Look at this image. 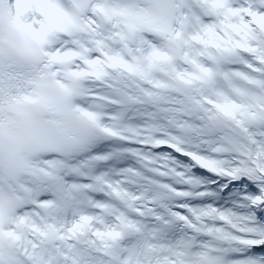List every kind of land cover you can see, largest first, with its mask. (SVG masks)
Returning <instances> with one entry per match:
<instances>
[{
	"label": "snow or ice",
	"instance_id": "6c2138e0",
	"mask_svg": "<svg viewBox=\"0 0 264 264\" xmlns=\"http://www.w3.org/2000/svg\"><path fill=\"white\" fill-rule=\"evenodd\" d=\"M0 264H264V0H0Z\"/></svg>",
	"mask_w": 264,
	"mask_h": 264
}]
</instances>
